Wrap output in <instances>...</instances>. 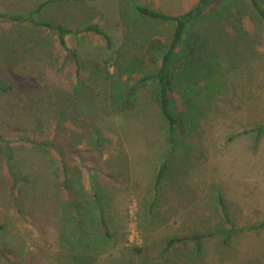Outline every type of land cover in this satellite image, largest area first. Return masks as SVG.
Instances as JSON below:
<instances>
[{"label":"rangeland","instance_id":"rangeland-1","mask_svg":"<svg viewBox=\"0 0 264 264\" xmlns=\"http://www.w3.org/2000/svg\"><path fill=\"white\" fill-rule=\"evenodd\" d=\"M46 1L0 0V13L73 30L97 25L110 45L92 32L68 35L76 74L54 35L0 20V89L9 88L0 91V130L34 142L0 143L7 257L16 264H264V229H242L264 220V133H242L264 123L259 21L243 22L252 53L247 64L231 66L229 93L208 106L197 131L180 128L168 154L155 84L141 80L154 71L173 25L144 19L133 5L176 15L197 0H57L40 8ZM43 139L64 147L65 158L37 144ZM163 161L170 169L156 186ZM221 200L242 230L200 248L167 247L172 238L227 227Z\"/></svg>","mask_w":264,"mask_h":264},{"label":"trees","instance_id":"trees-1","mask_svg":"<svg viewBox=\"0 0 264 264\" xmlns=\"http://www.w3.org/2000/svg\"><path fill=\"white\" fill-rule=\"evenodd\" d=\"M52 1L57 0H48L40 5V8ZM133 10L136 15L144 19L154 22H169L173 25L172 36L162 48L160 60L154 71L144 75L141 80L144 82L147 79H152L155 84V99L161 116L168 124L170 144L168 154H171L175 152L177 146V131L182 127H188L190 131H197L199 118L208 109V106L215 102L220 95H227L229 75L232 74L231 66L238 62L247 64L250 61L252 41L249 40L250 36L243 28V22L246 19L255 21L253 18L255 17L264 29V5L260 0H197L187 11L176 15L143 4L133 5ZM0 20L21 25L29 24L36 29L54 35L58 45L71 54L76 74L80 67L79 59L67 44L66 37L68 35L92 32L100 35L107 45H110V37L97 25H87L80 30H73L61 23L35 19L32 14L22 15L19 13H0ZM227 28L233 30L235 35H231ZM240 71L243 72V69ZM2 90L6 91L0 89V91ZM175 92L177 99L174 96ZM4 102L8 101L5 99ZM8 109L12 111L13 108L9 106ZM252 132H255L257 138L261 137L264 133V123L242 131V133ZM7 137L9 138H5V134H2L0 130V143L5 145L10 140L24 145L34 143L19 136ZM37 144L55 152L60 159H64L65 153L68 152H65L64 147L51 142L50 139L40 140ZM169 169L168 162L163 161L160 164L156 174V186H159ZM9 170L13 176L12 166H9ZM220 205L227 227L223 225L208 233H195L189 237L172 238L167 242V247L177 242L189 241L200 248L202 242L208 238L220 237L223 240H228L238 233L241 228H237L231 221L222 200ZM101 226L107 230L103 221ZM242 229L254 231L264 229V220L247 225ZM6 253L5 249L0 248V258L10 264H16L7 257Z\"/></svg>","mask_w":264,"mask_h":264}]
</instances>
